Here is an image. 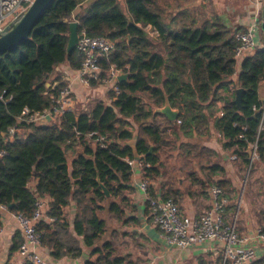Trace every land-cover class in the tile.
I'll return each mask as SVG.
<instances>
[{
  "label": "trees",
  "instance_id": "1",
  "mask_svg": "<svg viewBox=\"0 0 264 264\" xmlns=\"http://www.w3.org/2000/svg\"><path fill=\"white\" fill-rule=\"evenodd\" d=\"M199 6L182 0H54L31 35L0 54V151L5 152L0 156V204L11 213L31 217L36 200L49 198L47 213L55 220L40 221L37 228L41 247L54 261L79 258L85 246L90 255L83 264H136L129 254H122L117 230L107 237L108 220L102 215L118 221L127 218L126 191L133 175L127 159H134L128 142L135 136L138 153L150 163L143 170L148 179L164 175L165 159L175 149L168 129L202 134L213 117L223 148L250 166L248 150L261 119L254 107L264 103L260 96L264 44L238 60L236 34L246 26L232 24L228 14L226 19L221 12L213 9L208 14L205 5ZM73 20L79 23L80 35L84 31L115 43L114 50L100 59V79L90 80V85L103 84L115 64L128 74L117 82L120 92L111 90L109 103L95 98L86 110L65 112L54 121L20 120L25 107L42 111L56 104L68 86L61 77L55 85L54 80L48 83L58 66L81 68L83 53L78 47L67 50ZM236 71L235 82L231 77ZM239 87L244 89L240 105L235 102ZM167 100L179 112L174 121L155 110ZM218 102H223L224 113L215 117ZM11 127L17 129L12 139ZM100 136L106 138V147L97 141ZM258 153L264 162L263 137ZM181 155L185 166L203 164L199 171L208 176L201 182L204 187L215 184L225 189L227 180L216 178L224 167L213 161L214 150L185 144ZM190 176L196 178L195 171ZM164 186L161 197L177 202L178 192ZM149 191L157 195L152 187ZM72 202L76 213L70 221L66 208ZM147 213L150 216L148 205ZM3 219L0 210V227ZM21 242L18 232L6 264ZM251 264H264V256Z\"/></svg>",
  "mask_w": 264,
  "mask_h": 264
},
{
  "label": "crops",
  "instance_id": "2",
  "mask_svg": "<svg viewBox=\"0 0 264 264\" xmlns=\"http://www.w3.org/2000/svg\"><path fill=\"white\" fill-rule=\"evenodd\" d=\"M191 1L192 0L189 2ZM255 1L256 0H245L244 2ZM171 2H180V0H171ZM182 2H188V0H182ZM254 10H256V5L247 6L245 10L247 15L246 19L240 18L239 23L237 21V23H235L234 20L230 18L232 21L231 23L240 25L244 24L247 26L252 20ZM149 28L150 27L147 29ZM152 34H154V32ZM56 71L58 73L53 78V85L57 83V77H61L63 80L68 82L75 105L74 111L86 110L87 108L85 107L90 103V98L98 92L100 93V96L96 95V97H99V99L107 102L111 101L109 98V91H111V87L109 85V88H105L103 84L98 86L85 84L78 78L77 71L72 70L67 64L58 66L55 72ZM237 77L238 71L231 77V80L236 82ZM102 87L107 91L105 95L103 94L104 96L102 95ZM234 90V85H231V92ZM260 96L264 99L263 85L260 87ZM218 104L219 102L215 105V117H220L218 114ZM76 107H79V110L76 109ZM160 108L157 107L155 110L160 112ZM172 109L175 110L173 107ZM167 133L170 137L169 139L173 143V146H175V149L171 152L170 158L165 159L164 175L160 178L149 179V187H152L157 195L162 194V183L165 184V189L172 187L173 190L178 192L177 203L179 204L181 213L190 216L193 219L200 218L204 212L208 211L212 207V198L209 188L204 187L201 183L206 181V178L208 177L206 176V172H201V170L199 171L200 165L203 164L193 163L187 166L182 164L181 151L183 145L197 144L198 146L214 150L216 155L213 157V161L224 167V172L219 173L216 178L226 179L228 182L225 189H223L229 199V204L224 209L225 220L235 221L236 228L240 234L253 233L258 228H264V208L258 210L253 209L255 207L253 205L254 199H252L254 194H256L253 193L254 185L257 182L256 180L260 179V176H254L250 185L249 180L246 179L241 187L238 186L237 180L241 177V172L249 166L244 164L238 157L237 159H233V153L223 148V138L215 126L214 117L211 118L207 131L202 134H188L182 131L174 133L171 129H168ZM71 160L72 159L70 158L69 161L71 162ZM254 165L260 170H262V168L264 169V162L261 160ZM260 165H262V167ZM187 169L189 171H187ZM191 171H195L196 178L190 176ZM143 176L144 172L140 168H135L133 170L131 189L126 191L130 206L127 208V218L123 221H118L117 219H110L106 213L102 214L103 217L108 220L109 231L107 233V237L110 238L112 232L117 230L119 239L118 242L121 244L120 248L122 254H129L136 264H201L202 262L205 264H223L225 244L222 241L208 240L202 244H197L186 249H181L166 242L158 227H156L149 219L150 216L147 213L148 203L146 196L140 188ZM31 185H34V181H32ZM75 213L76 207L72 202L66 208V216L70 221H72ZM2 226L4 227V233L1 241L2 253L0 264H6L10 256L9 251L15 234L19 232L22 238V233L20 231L18 221L8 213L4 216ZM250 245L258 251L259 254L257 259L264 256V242L254 240ZM39 251L50 263L53 264H83L90 255V249L83 246V253L81 257L76 259L65 257L54 261L49 257L50 254L46 248L41 247ZM15 253L16 251L13 255H15ZM12 257L13 256H11V258ZM252 262H248L246 264H251Z\"/></svg>",
  "mask_w": 264,
  "mask_h": 264
},
{
  "label": "built area",
  "instance_id": "3",
  "mask_svg": "<svg viewBox=\"0 0 264 264\" xmlns=\"http://www.w3.org/2000/svg\"><path fill=\"white\" fill-rule=\"evenodd\" d=\"M33 1L0 0V33L9 28L11 23L26 11ZM255 2L256 10L252 14V20L244 30L236 34L239 44L235 56L238 60L264 44L261 38L263 0H256ZM77 47L84 55L82 66L77 71L78 78L85 84H90V80H99L102 73L100 59L108 56L114 50L115 43L105 36H89L83 31L81 35L79 34ZM122 73L117 65H112L106 73L103 83L109 85L114 92L119 93L120 89L117 82ZM0 98H3V95H0ZM223 105V102L218 104L219 116L224 113ZM74 106L72 92L68 85L60 92L56 104L52 108L31 111L28 107H25L19 119L27 122L54 121L65 112L74 111ZM254 109L261 114V119L256 140L249 147L252 150L251 162L260 159L258 144L259 139L264 138V103L260 108L254 107ZM16 132L15 127L10 128L11 139ZM97 141L102 147L108 145L104 136L97 138ZM4 154V151H0V156ZM232 158L237 159V155L233 154ZM127 161L131 164L133 170L140 168L143 171L145 167L150 166V163L145 162L143 159L137 160L134 158L127 159ZM149 185V179L143 176L140 188L145 193L152 223L158 227L166 242L181 249H186L208 240H217L225 244L223 264H246L257 259L259 253L250 244L254 240L264 242V230L258 228L253 233L240 234L235 221L225 220L224 209L228 206L229 199L219 185L213 184L209 188L212 207L197 219L182 214L179 204L173 198L164 199L161 195H152L149 191ZM49 202L48 197L38 198L35 202V211L31 217L11 213L6 205L0 204L3 215L5 216L8 213L13 216L18 221L22 233V242L15 255H12L10 264H27L28 262L32 264H53L39 251L41 249V233L37 228L40 221L53 222L55 220L47 213ZM2 225L0 227V259L2 253L1 241L4 233Z\"/></svg>",
  "mask_w": 264,
  "mask_h": 264
},
{
  "label": "water",
  "instance_id": "4",
  "mask_svg": "<svg viewBox=\"0 0 264 264\" xmlns=\"http://www.w3.org/2000/svg\"><path fill=\"white\" fill-rule=\"evenodd\" d=\"M54 0H34L29 8L24 11L18 18H16L10 25L9 28L0 33V54L12 50L22 42H24L30 35L31 32L39 19V17L46 11V9L51 5ZM78 22L73 20L70 22V36L67 50L70 51L77 47L79 40L78 32ZM261 29L264 33V0L262 6V23ZM127 73H122L119 76V81L126 79ZM49 85V84H48ZM244 89L239 87L236 90L235 102L240 105L242 99V93ZM160 112L164 113L170 120H176L178 117V110L172 109L169 101L167 100L165 105L160 108ZM258 112L256 113V115ZM128 144L133 148L134 158L137 160H142L146 156L140 155L136 148V137L128 142ZM248 153L250 157L252 156V150L249 148ZM71 169V168H70ZM100 182V179H98ZM101 187L105 191L106 195H109L108 190L100 182Z\"/></svg>",
  "mask_w": 264,
  "mask_h": 264
},
{
  "label": "rangeland",
  "instance_id": "5",
  "mask_svg": "<svg viewBox=\"0 0 264 264\" xmlns=\"http://www.w3.org/2000/svg\"><path fill=\"white\" fill-rule=\"evenodd\" d=\"M189 1L190 0H188V2ZM244 1L245 0H192L191 2H198V4H200V6L205 5L206 6L205 9L204 8L203 9L208 14H211L212 10L214 9L217 12H221L222 15H224V17L226 19H228L230 17L234 20L235 23H237V22L239 23L240 18L246 19V17H247L246 12H245L246 7L247 6L249 7L250 5L251 6L256 5V2H244ZM227 14L229 15V17ZM261 38L264 41V33L263 32L261 33ZM57 73L58 72L56 71L53 75H51V77L48 80V83L52 82L53 78L57 75ZM103 86L105 88H109L108 85H106L105 83H103ZM102 90H103L102 95L103 94L105 95L107 92L106 89H104L102 87ZM99 94L100 93L98 92L93 97H91V98L89 97L90 100H93L95 98H99V97H96V95H99ZM146 100L148 101L147 96H146ZM88 106H89V104H87L85 108H88ZM76 109L79 110V107H76ZM21 134H23V132ZM258 161L259 160H257V159L253 160V162H251V164H250L251 167L249 166L248 168H245L246 170L244 169L241 172V177H239V179L237 180L238 186L241 187L244 184V181L246 179L249 180V185H250V182L252 181V178H254V176H260V179H257L256 180L257 182L254 185V188H253L254 192L252 191L253 193H256L252 197V199H254L253 205L255 207L253 209H257V210L264 208V169L262 168V170H260L257 167H255L254 164L258 163ZM260 166L262 167V165H260ZM249 168H250V170H249ZM261 197H262V199H261Z\"/></svg>",
  "mask_w": 264,
  "mask_h": 264
}]
</instances>
